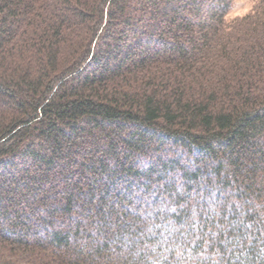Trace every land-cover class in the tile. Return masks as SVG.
Instances as JSON below:
<instances>
[{
    "label": "trees",
    "instance_id": "trees-1",
    "mask_svg": "<svg viewBox=\"0 0 264 264\" xmlns=\"http://www.w3.org/2000/svg\"><path fill=\"white\" fill-rule=\"evenodd\" d=\"M0 0V264H264V0Z\"/></svg>",
    "mask_w": 264,
    "mask_h": 264
},
{
    "label": "rangeland",
    "instance_id": "rangeland-1",
    "mask_svg": "<svg viewBox=\"0 0 264 264\" xmlns=\"http://www.w3.org/2000/svg\"><path fill=\"white\" fill-rule=\"evenodd\" d=\"M255 0H233L231 6L227 11V17H241L250 13Z\"/></svg>",
    "mask_w": 264,
    "mask_h": 264
}]
</instances>
